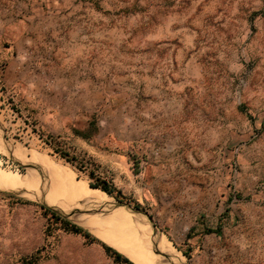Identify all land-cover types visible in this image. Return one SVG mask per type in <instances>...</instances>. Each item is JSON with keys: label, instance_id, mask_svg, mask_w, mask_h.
Wrapping results in <instances>:
<instances>
[{"label": "rangeland", "instance_id": "rangeland-1", "mask_svg": "<svg viewBox=\"0 0 264 264\" xmlns=\"http://www.w3.org/2000/svg\"><path fill=\"white\" fill-rule=\"evenodd\" d=\"M61 144L141 196L160 234L159 205L180 220L198 206L202 230L222 225L175 242L123 211L176 264H264V0H0V190L42 215V191L51 205L103 202ZM0 205V264H22L11 220L24 204Z\"/></svg>", "mask_w": 264, "mask_h": 264}, {"label": "crops", "instance_id": "crops-1", "mask_svg": "<svg viewBox=\"0 0 264 264\" xmlns=\"http://www.w3.org/2000/svg\"><path fill=\"white\" fill-rule=\"evenodd\" d=\"M116 186L123 191V186H121L120 184H116ZM84 187H86V189L88 190L89 186L86 185ZM92 191L94 192L93 193L89 192L92 193L91 195H89L90 198L93 197L94 193L98 192L100 197L104 201L94 202V201L84 200V198L71 197L69 203L68 202L64 204L56 203L55 205H51L46 199L48 195L47 194L48 191L45 192L44 197L48 205L52 207L59 208L65 213L76 212L75 215L72 217V220L76 224L91 232L102 243L117 250L113 246L109 245L105 240L103 241V238L99 237L95 233L96 232L95 228H92L91 226L90 227L86 226V224L90 223L91 221L103 222L104 220L109 218H110L109 222L114 224L116 218L119 219L117 221H123L127 219V217H125L126 219L125 218L123 219V211L125 213H130V212H128L123 208L114 207L111 204L112 198L109 197L106 193H105L106 196H104L103 194L101 195L102 191L100 192L99 190H95V189H92ZM40 193L42 194L43 191ZM136 197L138 203H140L143 199L141 196L136 195ZM147 199L149 198L147 197ZM195 207L196 209H198V206ZM196 209L191 214H188L184 220H180L176 218L177 214L173 206L171 207L166 206L165 208L161 207L160 205L157 206L156 213L157 215L160 216L161 220H163L162 221L163 223L161 225L162 228H164V230H166L167 233V235L162 234V236L164 235L168 239H169L168 236H170L173 240H175V242H177L186 233L188 238V234L191 233V231L193 230L194 233L192 235L194 236V238L188 239V241L191 242L193 239L198 240L199 238H201L203 236L202 232L204 231L202 230L203 224L200 215H198L199 211H196ZM0 211H2L1 205H0ZM119 212L120 214L118 216ZM111 217H113V220L111 219ZM12 223L19 231L17 236L19 237L20 240H22L21 242L25 248L27 255H32L34 251H37L43 246H45L46 241H45L44 229L47 223V219L41 214V212L35 206L33 207V206L17 205L13 210V220H11V224ZM98 228H100L98 229V231H101L102 235L109 237L110 232L107 233L108 231H106L105 228H104L105 230L103 228L101 229L100 226H98ZM48 243L51 245V247L48 248L45 252L46 254H48V256L42 259L38 264H114L113 258L107 254L105 249L100 244H95V243L88 244L86 239L80 235L60 233L57 242L54 241V239H50L48 240ZM152 250H153V244H152ZM117 251L120 252L119 250ZM157 262L158 264H164L158 259Z\"/></svg>", "mask_w": 264, "mask_h": 264}, {"label": "trees", "instance_id": "trees-1", "mask_svg": "<svg viewBox=\"0 0 264 264\" xmlns=\"http://www.w3.org/2000/svg\"><path fill=\"white\" fill-rule=\"evenodd\" d=\"M78 136H81L85 139H88L90 136H87V134H84L82 132L76 131L75 132ZM51 142L55 143H62L58 142V140H55L54 136H51ZM56 151L61 155L63 159H65L73 168H75L78 171H86L88 169V164H91L92 161L91 157H88L87 163L80 162V164L77 163L78 157L71 151V148L65 147L64 144L60 145V148H56ZM95 165V164H94ZM88 171V170H87ZM88 176L91 180L89 183L90 187L92 189L100 190L107 195L116 198L121 203H128L130 205H133L137 209H142V206L135 202L134 200H131L130 198L123 195L122 191L119 190L114 182L112 180H109L106 177H103L101 175L96 174L94 170L88 171ZM0 195L5 196L7 199L11 200L12 204H24V205H33V202H30L28 200H21L14 197L12 194H5L0 192ZM43 215L47 219V228L45 230V237L46 240L49 237H53L54 232L53 230H59V232L65 233V234H76L80 235L83 238L86 239L88 244H100L107 254L113 258L114 264H136L132 260H130L126 255L118 252L117 250L113 249L112 247H109L108 245L102 243L97 237H95L91 232L86 230L85 228L75 224L65 216L58 213L56 210L49 208L47 206H39ZM222 221V220H221ZM223 222V221H222ZM194 232L193 230L191 233L188 234V239H192L194 236L192 235ZM203 235L208 234H222V225L219 224L216 229H208L204 230L202 232ZM46 247L38 250L36 253L26 257L23 259L22 264H38L42 259L46 258L48 254L45 253ZM185 256H190L187 253H184Z\"/></svg>", "mask_w": 264, "mask_h": 264}, {"label": "bare ground", "instance_id": "bare-ground-1", "mask_svg": "<svg viewBox=\"0 0 264 264\" xmlns=\"http://www.w3.org/2000/svg\"><path fill=\"white\" fill-rule=\"evenodd\" d=\"M45 161V160H44ZM42 163V162H41ZM52 166V165H51ZM48 167H49V165H48ZM47 170H49V169H47ZM55 170V169H54ZM1 171H3V172H5L6 173V177H7V179L10 181V183L13 185V186H17V187H20V188H23L25 185H26V183H27V180L23 177V175H20V174H14V173H8V172H6V171H4V170H1ZM60 171V170H59ZM58 171V172H59ZM62 171V170H61ZM55 172H56V170H55ZM50 173H52L51 171H50ZM60 173V172H59ZM66 173H68V172H66ZM1 174V173H0ZM57 174V173H56ZM60 174H63V173H60ZM69 175V174H68ZM49 176V175H48ZM50 176H52V175H50ZM58 177H59V175H57ZM55 177V176H54ZM62 177H63V175H62ZM67 177V176H66ZM69 177V176H68ZM53 178V177H52ZM55 178H57V177H55ZM59 178H61V177H59ZM58 178V179H59ZM64 179V178H63ZM3 180V179H2ZM1 180V181H2ZM4 180H6V178L4 179ZM7 180V181H8ZM53 180H55V182H56V179H53ZM60 180V179H59ZM60 181H62V180H60ZM64 182V181H63ZM1 183V182H0ZM3 183V182H2ZM1 183V184H2ZM7 183V182H6ZM5 184V183H4ZM55 184V183H54ZM57 185H58V183H56ZM55 184V185H56ZM7 185H8V183H7ZM10 185V184H9ZM56 185V186H57ZM60 185V184H59ZM12 186V187H13ZM63 186V185H62ZM66 186V185H65ZM79 186V185H78ZM81 186V185H80ZM4 187V186H3ZM8 187V186H7ZM57 187H59V186H57ZM67 187V186H66ZM70 187V186H69ZM72 187V186H71ZM82 187V186H81ZM9 188V187H8ZM84 188V187H83ZM25 189V188H24ZM24 189H23V191H24ZM27 189H29V187L27 188ZM75 189V188H74ZM84 189H86V188H84ZM80 190H82V189H80ZM89 190V189H88ZM92 190V189H91ZM96 190V189H95ZM17 192H19V191H21V190H16ZM28 191V190H27ZM77 191V190H76ZM85 192V191H84ZM87 192H89V191H87ZM94 192V191H93ZM101 192V191H100ZM86 193V192H85ZM98 193V192H97ZM29 194V193H28ZM104 195V196H106V194L105 193H103V192H101V195ZM25 195V194H24ZM91 195V194H90ZM94 195H95V193H94ZM99 195V194H98ZM92 199H94V198H92ZM96 200V199H95ZM98 200V199H97ZM98 202H100L99 200H98ZM116 211V210H115ZM124 213V212H123ZM119 214H120V212L118 213V216H119ZM114 217V216H113ZM113 217H111L112 218V220H113ZM122 217V216H121ZM124 217V216H123ZM87 218V217H86ZM85 218V219H86ZM89 218V217H88ZM82 219H83V217H82ZM92 219V218H91ZM124 219V218H123ZM126 219V218H125ZM97 220V219H96ZM109 220L110 219H108V223L105 221V223H101V224H99L98 222L96 223L95 221H91V223L92 224H95V225H93V226H91L92 228H95L96 229V234L99 236V237H101V238H103V241L105 240L109 245H111V246H113L114 248H116L117 250H119L121 253H127L132 259H135L139 264H148V263H150V264H157V262H156V260H155V254L152 252V247H150V245H149V243H147V241L146 240H144V238H143V240L141 239H139L138 237H137V235H138V229L136 228V227H134V223H133V221H131L130 219H126V220H123V221H117V220H119V219H117L116 218V221H115V223L113 224V223H109ZM111 220V221H112ZM122 220V219H121ZM88 221V220H87ZM95 222V223H94ZM114 222V221H113ZM86 223V222H85ZM89 226V225H88ZM98 226H100L101 227V229L103 228H105L106 229V231H108L107 233H109L110 232V235H109V237H106V236H104V235H102V232L101 231H98V229H100V228H98ZM104 229V230H105ZM93 231V230H92ZM105 232V231H104ZM104 232H103V234H104ZM106 235V234H105ZM132 237H134V238H132ZM137 239L139 240V241H137ZM132 241H135V242H133V244H134V246L136 247V250L137 251H135L133 248H131L130 246H132ZM126 242V243H125ZM125 244H127V245H125ZM130 245V246H129ZM133 247V246H132ZM123 251V252H122ZM161 252V251H160ZM171 256V255H170ZM130 258V259H131ZM146 262V263H145Z\"/></svg>", "mask_w": 264, "mask_h": 264}, {"label": "water", "instance_id": "water-1", "mask_svg": "<svg viewBox=\"0 0 264 264\" xmlns=\"http://www.w3.org/2000/svg\"><path fill=\"white\" fill-rule=\"evenodd\" d=\"M0 192H4V193H8V192H9V194H12V192H14V191H2V190H0ZM10 192H11V193H10ZM45 192H46V191H45ZM45 192H43L42 194L40 193V195H41V198H40V200H41V205H42V206H47V207H49V208H52V209L56 210V211H57L58 213H60L61 215L65 216L66 218H68L69 220H71L72 222H74V221L72 220V217L75 215L76 212H73V213H65L64 211H62V210L59 209V208L52 207V206L48 205V203L46 202V199H45V197H44ZM108 196H109V195H108ZM109 197H111V196H109ZM111 198H112V203H111V204H112L114 207H116V208H123V209L127 210L128 212H130L134 217H135V216H143V217L147 218L148 221H149V224L143 222V220H141V223H143V224L146 225V226H149V225H150V229H152L153 234H154L155 237H161V236H162V234H160L159 232H157V231L155 230L156 226L153 224V221H152L151 216H149L146 212L142 211L141 209H137V208H135V207H133V206H131V205H129V204L121 203V202H119V201H118L116 198H114V197H111ZM74 223H75V222H74ZM75 224H76V223H75ZM77 225H78V224H77ZM153 251L155 252V254H156L157 256H162V257H164V258L166 259V262H163L164 264H176L175 259H174L173 257H171L170 255H168V254H164V253L160 252V251L157 249V246L155 245V243H153ZM161 262H162V261H161ZM178 263H179V264H184V262H182L181 260H178Z\"/></svg>", "mask_w": 264, "mask_h": 264}]
</instances>
